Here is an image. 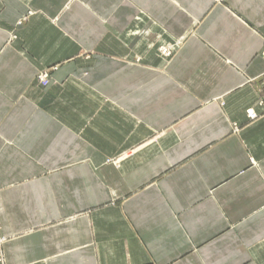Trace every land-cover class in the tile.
Masks as SVG:
<instances>
[{"label":"crops","instance_id":"crops-1","mask_svg":"<svg viewBox=\"0 0 264 264\" xmlns=\"http://www.w3.org/2000/svg\"><path fill=\"white\" fill-rule=\"evenodd\" d=\"M263 47L264 0H0L6 264H264Z\"/></svg>","mask_w":264,"mask_h":264},{"label":"built area","instance_id":"built-area-1","mask_svg":"<svg viewBox=\"0 0 264 264\" xmlns=\"http://www.w3.org/2000/svg\"><path fill=\"white\" fill-rule=\"evenodd\" d=\"M162 51H163V53L166 54V55H167L168 52H169V51H167V50H165V49H163ZM261 55H262V57L264 58V47H263V49H262ZM37 78H38V81L40 82L41 85H47V84L49 83V78H48L46 72H44V73H40V74L37 76ZM246 115H247V117L250 118V119H254V118L257 117V114L254 112V110H253L252 108H248V109L246 110ZM3 240H4V236H2L1 233H0V264H6V262H5V258H4V254H3V251H2V248H1V245H2V243H3Z\"/></svg>","mask_w":264,"mask_h":264},{"label":"rangeland","instance_id":"rangeland-1","mask_svg":"<svg viewBox=\"0 0 264 264\" xmlns=\"http://www.w3.org/2000/svg\"><path fill=\"white\" fill-rule=\"evenodd\" d=\"M165 50L169 51L168 49H165ZM160 51H161L162 54H164L163 51H162V49H161ZM168 54H170V51L168 52ZM164 55H166V54H164ZM44 72H46V74H47V76H48V78H49V73H48L47 71H42V72H40V73H44ZM40 73H38V74L36 75V81H37V83H38L40 86H42V87H46L49 83H48L47 85H41L40 82L38 81L37 76H38ZM106 161H107V162H111V163H117L119 160H118V159H115V160H114V159H108V160H106ZM0 233H1V229H0ZM1 235L4 236L2 233H1ZM5 241H6V237L4 236V240H3V243H2V245H1L2 251H3V245H4ZM3 254H4V252H3ZM4 258H5V255H4ZM5 262H6V260H5Z\"/></svg>","mask_w":264,"mask_h":264}]
</instances>
